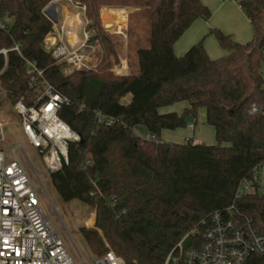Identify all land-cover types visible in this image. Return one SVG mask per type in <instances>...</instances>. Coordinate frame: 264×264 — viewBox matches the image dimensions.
I'll return each instance as SVG.
<instances>
[{
	"label": "trees",
	"instance_id": "obj_1",
	"mask_svg": "<svg viewBox=\"0 0 264 264\" xmlns=\"http://www.w3.org/2000/svg\"><path fill=\"white\" fill-rule=\"evenodd\" d=\"M52 1L0 0V19H10L0 27V50H7L0 54V87L12 106L19 99L29 105L40 88L30 87L29 61L68 100L57 117L79 141L68 143L67 163L50 179L62 201L77 200L94 212L93 228H80L91 253L101 257L110 250L124 264H164L192 230L197 233L181 246L198 247L202 221L231 205L264 234V192L258 194L253 176L264 166V0L238 1L252 29L250 41L210 30L225 52L216 60L202 41L180 57L173 52L196 19L210 17L200 0H59L83 7L87 42L100 49L94 69L70 74L43 43L52 31L43 9ZM104 7L138 9L148 23V46L136 45L134 71L125 75L109 71L118 53L116 34L100 23ZM124 22L119 16L104 21L108 28ZM181 102L188 106L180 113H159ZM199 109L215 145L160 140L162 131L185 128ZM136 126L156 141L135 134ZM245 182L250 191L235 198Z\"/></svg>",
	"mask_w": 264,
	"mask_h": 264
},
{
	"label": "built area",
	"instance_id": "obj_2",
	"mask_svg": "<svg viewBox=\"0 0 264 264\" xmlns=\"http://www.w3.org/2000/svg\"><path fill=\"white\" fill-rule=\"evenodd\" d=\"M54 1L57 3V21L54 23L43 13L52 24V31L43 41L45 47L52 48L51 56L55 63L63 64L64 73L94 69L99 62V45L88 44L90 35L85 26L80 39L77 36L65 39L68 37L67 23L58 20L59 0ZM75 7L83 9L78 5ZM8 20L7 17L0 19V27H5ZM78 24L79 21H76L73 28ZM12 50L19 53L17 46ZM6 53L7 50H0L3 56ZM26 67L27 74L31 76L30 87H40V93L29 105L22 99L17 100L14 110L19 118L21 134L41 155L51 175L67 163V145L78 142L79 137L57 117V110L68 100L43 80L42 71L33 62L26 61ZM111 72L115 75L127 74L126 58L120 61L119 68ZM101 121L102 118H99ZM105 121L107 125L113 123L112 119ZM147 139L156 141L150 135ZM5 145L4 122L0 121V264H76L58 230L52 227L50 215L44 212L39 194L27 173L28 168L32 172L34 170L23 146ZM259 169L253 171L254 179H258ZM34 175L37 177L35 172ZM250 188L249 182L241 183L235 198L248 193ZM202 223L205 228L200 233L198 247L183 250L181 246L186 237L197 233L192 230L168 254L164 264H264V234L258 232L232 205L209 214ZM95 264L124 262L109 250L97 257Z\"/></svg>",
	"mask_w": 264,
	"mask_h": 264
},
{
	"label": "rangeland",
	"instance_id": "obj_3",
	"mask_svg": "<svg viewBox=\"0 0 264 264\" xmlns=\"http://www.w3.org/2000/svg\"><path fill=\"white\" fill-rule=\"evenodd\" d=\"M236 1V0H235ZM238 1V0H237ZM62 6L67 10L77 15V21L79 24L76 26V34L79 39L81 37L82 28L85 26V21L83 19V10L76 8L71 2L59 1V14H61ZM83 8V7H82ZM116 9L127 10L123 14L125 17V22L119 25H112L111 28L106 29L104 21L115 15ZM104 12V18L101 15V24L103 28L111 35H115L113 38V43L115 50L118 53V63L114 64L109 71L112 69L119 68L120 60L123 61L124 55H127V72L134 71L132 67H135L134 52L136 45H141L143 47L148 46V23L145 19L142 20V16L138 9L135 8H102L100 10ZM114 14V15H111ZM128 16V17H127ZM114 18V17H113ZM223 19L221 15L216 14L215 20L220 21ZM53 21V20H52ZM57 21L54 20V23ZM10 22V20H8ZM235 20H224L225 26L233 25ZM74 25L76 19L74 18ZM235 25V24H234ZM210 30H208L207 35L203 39V47L205 50L208 48V52L205 50L208 57L212 60H216L225 55V52L218 46L215 37L211 35ZM251 37L253 33L250 26ZM74 37V36H73ZM66 39V38H65ZM248 41V40H247ZM246 42V41H245ZM78 45V44H77ZM76 45V46H77ZM75 46V47H76ZM209 46V47H208ZM121 58V59H119ZM263 79H264V65H263ZM112 73V72H111ZM65 74H70L69 72ZM40 90L36 92V96L39 95ZM35 96V97H36ZM188 106L186 102L177 103L171 106L163 107L159 109L160 114L167 113H180L184 107ZM204 110L199 109L196 114V118L189 117L187 119V126L182 129H177L174 131H163V140L175 143H186L189 140L193 144H204V145H215L214 131L213 128L205 123ZM0 121L4 122V133L7 147L14 146L16 144H21L25 150L26 156L32 165L34 175L31 169L28 168L27 173L31 179V182L39 194L40 200L44 212L50 215V223L53 228L57 229L60 238L63 240L65 246L68 249L69 254L73 258L76 264H95L97 256L92 254L89 250L87 244L80 234V228L84 227L86 229H92L94 226V212L90 207L79 202L77 200H72L69 202H64L58 196L54 190L50 174L47 172L41 155L34 150L25 140L20 131L19 118L12 106L11 102L7 99L5 92L0 87ZM190 125V126H189ZM194 126V130L191 129ZM134 133L138 136L147 139L149 134L141 126H136L133 129ZM168 135V136H166ZM190 138V139H188ZM26 164V163H24ZM258 174V194L261 195L264 192V166H261Z\"/></svg>",
	"mask_w": 264,
	"mask_h": 264
},
{
	"label": "crops",
	"instance_id": "obj_4",
	"mask_svg": "<svg viewBox=\"0 0 264 264\" xmlns=\"http://www.w3.org/2000/svg\"><path fill=\"white\" fill-rule=\"evenodd\" d=\"M200 1L204 6H206L210 10L211 15L207 20L196 19L187 28V30L180 36V38L174 43L173 52L177 57L182 56L194 44L200 41H202L203 43V39L207 35L208 30H211V29H219L223 33L230 35L233 38V40L238 43L243 44L249 41L251 37L250 24L248 20L245 18L244 14L242 13L240 7L238 6V1L240 0L238 1L237 0L236 1L235 0H200ZM62 8L63 9L61 11V14H59L58 16L59 17L58 20L60 22L65 21V18H66L65 14L67 12L73 16L71 19L72 22L74 18L77 21V15L67 10L64 6H62ZM126 12L127 10L119 9V18L125 19L123 14ZM216 14L221 15L223 19H221L220 21H216L215 20ZM100 15H101V11H100ZM228 19L231 21L235 20L234 22L235 25L233 24L231 26H225L223 24L224 20H228ZM120 24L121 23H119V27L122 28ZM66 35L68 36L66 37L67 40L68 38H73V36L78 37V35L76 34V27L73 28V32L71 33L67 31ZM50 40L52 41V38ZM205 50L208 52V48H206V45H205ZM124 58H126L127 60V55H124ZM127 70H128V65H127ZM185 108H187V106L184 107L183 109ZM191 129L194 130V127L192 126ZM163 136L164 135L162 131L160 135V140L163 142H168V141L163 140ZM185 139H186L185 141H189L187 140V138ZM168 143H175V142H168ZM178 144H182V143H178Z\"/></svg>",
	"mask_w": 264,
	"mask_h": 264
},
{
	"label": "bare ground",
	"instance_id": "obj_5",
	"mask_svg": "<svg viewBox=\"0 0 264 264\" xmlns=\"http://www.w3.org/2000/svg\"><path fill=\"white\" fill-rule=\"evenodd\" d=\"M50 6H47L44 10H43V13L47 16V17H49V19H51V20H56V18H57V16L54 14V10H55V8L53 7V12L52 11H50ZM66 15V18H65V21H66V23H67V29H68V31H69V33H71V32H73V26H74V24L72 23V21H71V19H72V15H70L68 12L65 14ZM125 15V14H124Z\"/></svg>",
	"mask_w": 264,
	"mask_h": 264
},
{
	"label": "water",
	"instance_id": "obj_6",
	"mask_svg": "<svg viewBox=\"0 0 264 264\" xmlns=\"http://www.w3.org/2000/svg\"><path fill=\"white\" fill-rule=\"evenodd\" d=\"M48 6H50V11H52L53 12V7L56 9V7H57V3L55 2V1H52ZM54 14H55V10H54ZM49 18V17H48ZM52 21V20H51ZM54 22V21H53ZM105 28L106 29H108V25H105Z\"/></svg>",
	"mask_w": 264,
	"mask_h": 264
}]
</instances>
